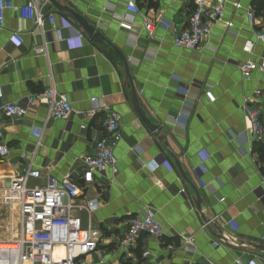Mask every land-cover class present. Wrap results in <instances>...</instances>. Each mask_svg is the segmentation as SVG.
I'll use <instances>...</instances> for the list:
<instances>
[{"label": "crops", "instance_id": "crops-1", "mask_svg": "<svg viewBox=\"0 0 264 264\" xmlns=\"http://www.w3.org/2000/svg\"><path fill=\"white\" fill-rule=\"evenodd\" d=\"M12 1L21 6L27 0ZM58 1L85 16L101 36L89 37L47 0L42 10L55 13L57 28L46 22L44 32L16 11H5L3 100L22 99L26 105L28 95L53 83L69 97L74 112L53 119L47 106L38 104L25 116L3 117L0 142L8 154L0 155V229L9 239L20 231V206L17 199L9 200L7 188L32 165L43 175L32 185L70 174L82 189L77 203H98L92 212H78L85 226L101 232L97 250L81 256L78 264H264V251L255 249L264 245V164L254 150L264 151V141L245 137L243 109L245 97L264 90V76L257 72L245 81L239 68L264 55V41L257 39L264 32V15L257 16L256 0H227L224 20L197 49L174 45L187 25L191 0H134L141 13L132 30L119 26L129 0ZM145 21L154 24L152 34ZM79 30L83 39L70 43L67 39ZM45 40L48 59L36 53ZM248 42L251 52L244 49ZM133 88L153 126L136 112ZM207 90L214 102L205 96ZM95 101L100 110L89 116ZM107 107L121 116L123 139L115 149L119 172L87 183L84 157L106 137ZM147 206L156 209L163 234H142L127 244L129 215Z\"/></svg>", "mask_w": 264, "mask_h": 264}, {"label": "built area", "instance_id": "built-area-1", "mask_svg": "<svg viewBox=\"0 0 264 264\" xmlns=\"http://www.w3.org/2000/svg\"><path fill=\"white\" fill-rule=\"evenodd\" d=\"M193 8L189 14L187 25L181 29L174 38V45L183 49H197L204 40L212 34L214 27L222 22L225 17L227 0H191ZM43 0H27L24 5L17 6L12 0H0V27L4 24L5 11L12 9L21 17L30 19L40 31L44 32L46 22L56 26L55 13H45L42 10ZM127 18L119 22L122 29L132 30L136 15L141 9L134 0L126 3ZM254 18V13H249ZM144 28L149 34L154 31V24L144 22ZM83 31L67 40H82ZM257 39L264 41V32L257 35ZM18 44L20 43L16 40ZM253 43L248 42L244 49L251 52ZM36 53L49 58V43L45 40L36 48ZM240 71L245 81L255 79L257 72L264 76V55L259 61L248 59L240 65ZM205 96L210 102L215 101L211 90L205 91ZM38 104L47 106L53 119H67L74 108L69 97L56 88L52 83L45 90L32 93L26 97V105L22 99L5 102L0 86V141L3 138V117L25 116L30 108ZM243 109L248 121L245 137L253 143L264 141V90L259 88L254 94L245 97ZM100 110L97 102L87 114L93 116ZM102 121L106 137L95 145L93 154L84 157L86 167L83 175L87 183L95 181L96 175L110 173L115 177L119 172V159L115 149L123 139L121 132V116L118 112L107 107ZM83 127H85L83 125ZM8 154L7 146L0 142V155ZM40 169L29 167L20 178L13 179L7 195L9 200L17 199L20 206L21 227L17 238L0 239V264H78V259L97 250L101 232L90 224L84 225L80 211L92 212L98 207L94 200H87L85 204L77 203L82 189L66 174L62 179L48 177L43 184L32 185V180L42 179ZM126 243L132 244L142 235L161 237L163 229L154 207L147 206L140 214L129 215L127 220ZM191 242V239H187ZM3 245H11L3 247ZM57 247L63 249L62 254ZM148 253H145V256ZM180 264H195L182 262ZM242 264V263H241ZM248 264H257L250 260Z\"/></svg>", "mask_w": 264, "mask_h": 264}, {"label": "water", "instance_id": "water-1", "mask_svg": "<svg viewBox=\"0 0 264 264\" xmlns=\"http://www.w3.org/2000/svg\"><path fill=\"white\" fill-rule=\"evenodd\" d=\"M56 10H58V12L60 14H62L64 17H66L67 19H70L71 21H73V23L75 24V26H77L80 30H83L84 33L86 35H88L89 37L92 36H101V34L97 31L96 27L89 22V20L83 16L82 14H80L79 12L75 11L73 8H71L68 5H64L62 3H60L58 0H47ZM124 65H125V69L126 72H128V65L127 62L124 60ZM132 98L134 101L136 108V112L138 113L140 119L145 123L148 124L150 126H153V123H150V121H148L144 115L143 112L141 111V109L138 107L137 103H136V92L135 89H132ZM179 170L182 174V176L184 178H187L185 172L183 171V169L181 168V166H179ZM199 196V195H198ZM255 249L258 251H264V245H256Z\"/></svg>", "mask_w": 264, "mask_h": 264}, {"label": "trees", "instance_id": "trees-1", "mask_svg": "<svg viewBox=\"0 0 264 264\" xmlns=\"http://www.w3.org/2000/svg\"><path fill=\"white\" fill-rule=\"evenodd\" d=\"M255 11L257 16L264 15V0H256ZM255 152L258 153L259 161L264 164V151L255 147Z\"/></svg>", "mask_w": 264, "mask_h": 264}, {"label": "rangeland", "instance_id": "rangeland-1", "mask_svg": "<svg viewBox=\"0 0 264 264\" xmlns=\"http://www.w3.org/2000/svg\"><path fill=\"white\" fill-rule=\"evenodd\" d=\"M18 233H19V231H17V235H15L13 238H17ZM9 238H10V234H9V235H8V234H5V233L3 232V229H0V239H5V240H7V239H9Z\"/></svg>", "mask_w": 264, "mask_h": 264}, {"label": "bare ground", "instance_id": "bare-ground-1", "mask_svg": "<svg viewBox=\"0 0 264 264\" xmlns=\"http://www.w3.org/2000/svg\"><path fill=\"white\" fill-rule=\"evenodd\" d=\"M11 236H12V238H13V236H14V233H12V234H11ZM61 249H62V248H59V251H61Z\"/></svg>", "mask_w": 264, "mask_h": 264}]
</instances>
